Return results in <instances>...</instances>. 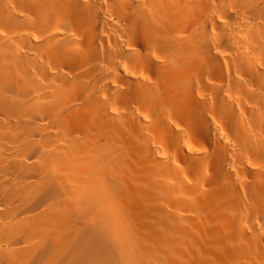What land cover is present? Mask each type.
Segmentation results:
<instances>
[{
	"label": "bare ground",
	"instance_id": "6f19581e",
	"mask_svg": "<svg viewBox=\"0 0 264 264\" xmlns=\"http://www.w3.org/2000/svg\"><path fill=\"white\" fill-rule=\"evenodd\" d=\"M0 264H264V0H0Z\"/></svg>",
	"mask_w": 264,
	"mask_h": 264
}]
</instances>
